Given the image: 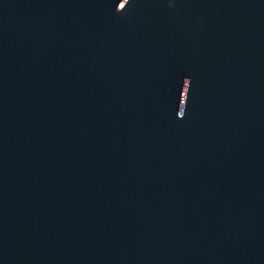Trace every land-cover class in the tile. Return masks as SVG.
I'll return each mask as SVG.
<instances>
[{
    "label": "water",
    "instance_id": "water-1",
    "mask_svg": "<svg viewBox=\"0 0 264 264\" xmlns=\"http://www.w3.org/2000/svg\"><path fill=\"white\" fill-rule=\"evenodd\" d=\"M0 264H264V0H0Z\"/></svg>",
    "mask_w": 264,
    "mask_h": 264
}]
</instances>
